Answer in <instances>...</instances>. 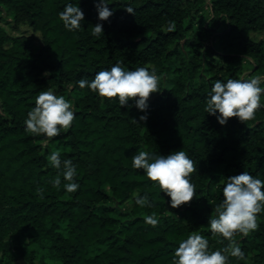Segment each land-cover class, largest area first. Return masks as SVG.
I'll return each mask as SVG.
<instances>
[{"label":"trees","instance_id":"16d2710c","mask_svg":"<svg viewBox=\"0 0 264 264\" xmlns=\"http://www.w3.org/2000/svg\"><path fill=\"white\" fill-rule=\"evenodd\" d=\"M64 3L0 0V264H170L178 239L191 231L223 247L207 218L225 175L246 170L264 178V106L246 122L230 116L222 124L206 112L205 97L216 78L264 73V0H112L98 36L94 0H79L85 17L72 30L58 15ZM117 60L161 74L147 109L77 84ZM47 88L72 99L76 112L71 128L52 138L24 126ZM138 146L164 154L183 147L196 163L193 198L170 205L131 166ZM56 149L77 165L72 193L63 179L51 182L57 169L46 153ZM137 193L151 205L136 204ZM150 212L156 225L143 219ZM257 218L256 229L235 235L245 257L226 264H264V209Z\"/></svg>","mask_w":264,"mask_h":264},{"label":"clouds","instance_id":"9594fccd","mask_svg":"<svg viewBox=\"0 0 264 264\" xmlns=\"http://www.w3.org/2000/svg\"><path fill=\"white\" fill-rule=\"evenodd\" d=\"M94 3L99 19L94 23L92 32L98 36L104 32L103 20L114 9L108 6L112 0H94ZM125 7L130 12L134 11L130 3ZM58 15L70 30L79 28L85 17L79 0L78 3L66 0ZM175 27V21L169 20L166 30L170 31ZM160 80L161 74L155 67L143 64L125 67L117 60L108 66L99 67L91 79L81 76L77 84L81 88L92 89L101 97H116L120 105L129 104V98H134L133 104L139 109H147L150 92L160 89ZM262 93L264 73L247 78H216L210 83L204 107L206 112L214 114L222 124L230 116L246 122L256 116L258 108L264 106ZM75 116L73 100L64 94H58L53 88H47L36 95L34 105L24 117V126L32 134L52 138L71 128ZM147 116V111H144L139 118L146 120ZM44 143H47L46 139ZM46 159L57 169V174L51 180L54 185H60L63 179V187L67 193L79 188L77 165L70 157L62 158L60 150L56 149L47 152ZM131 166L142 168L144 174L168 194V203L172 206L190 201L196 193L195 183L191 179L196 163L183 147L164 154L138 146L132 154ZM37 192L43 194V189L37 188ZM221 192L222 198L215 206L214 214L209 215L207 220L209 229L220 234L226 243L223 247L212 248L203 232L191 231L178 239L170 264H226L230 256L245 257V251L235 235L237 232L248 234L258 227L257 213L264 209V178L246 170L225 175ZM134 201L139 205L152 203L146 193L135 194ZM143 219L152 225L159 222L155 212L146 213Z\"/></svg>","mask_w":264,"mask_h":264}]
</instances>
